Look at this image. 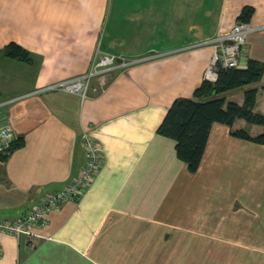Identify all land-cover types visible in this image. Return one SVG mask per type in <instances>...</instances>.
I'll use <instances>...</instances> for the list:
<instances>
[{
    "label": "crops",
    "instance_id": "crops-1",
    "mask_svg": "<svg viewBox=\"0 0 264 264\" xmlns=\"http://www.w3.org/2000/svg\"><path fill=\"white\" fill-rule=\"evenodd\" d=\"M254 12L240 67L258 81L220 96L242 104L256 88L264 114V0H0V124L14 134L0 154V218L17 219L63 188L85 162L83 133L102 163L78 199L52 209L33 236L0 233V264H264V125L213 122L196 172L157 127L172 101L192 97L212 54L197 45ZM14 43L28 59L5 53ZM101 53L145 57L94 78L86 97L34 92L86 72Z\"/></svg>",
    "mask_w": 264,
    "mask_h": 264
},
{
    "label": "built area",
    "instance_id": "built-area-1",
    "mask_svg": "<svg viewBox=\"0 0 264 264\" xmlns=\"http://www.w3.org/2000/svg\"><path fill=\"white\" fill-rule=\"evenodd\" d=\"M253 30L248 21H236L225 32L199 42L197 45H209L212 48L210 60L204 72V79L215 81L219 68L240 67V58L243 45L248 34ZM145 57L126 58L112 53H101L92 62L90 68L82 74L69 78L60 79L43 87L37 88L34 92L45 90H64L77 93L82 98L86 97L89 91L98 92L99 86L92 85V80L98 78L100 86L105 84L108 74L118 68H127ZM14 134L9 123L0 124V154L10 151ZM83 144L85 148V162L79 173L72 178L63 188L49 192L38 203L31 206L22 216L17 219L0 218V233H9L16 238L22 236H33L34 225H44L48 213L67 199H78L83 192L91 185L96 174L99 172L103 146L97 138L89 133H83ZM3 254V245L0 240V258Z\"/></svg>",
    "mask_w": 264,
    "mask_h": 264
},
{
    "label": "trees",
    "instance_id": "trees-1",
    "mask_svg": "<svg viewBox=\"0 0 264 264\" xmlns=\"http://www.w3.org/2000/svg\"><path fill=\"white\" fill-rule=\"evenodd\" d=\"M253 12V6H244L237 21H248ZM4 51L9 56L28 59L26 52L17 44H8ZM262 71L263 64L253 59L244 68H219L215 81L204 79L194 90L192 97H178L172 101L157 132L175 140L176 155L186 163L189 171L196 172L200 165L213 122L232 126L237 118H243L249 123L264 125V114L253 110L256 88L244 91L242 104L226 101L220 96L228 89L258 81ZM231 133L236 137L264 144V132L251 136L244 129H234Z\"/></svg>",
    "mask_w": 264,
    "mask_h": 264
},
{
    "label": "rangeland",
    "instance_id": "rangeland-1",
    "mask_svg": "<svg viewBox=\"0 0 264 264\" xmlns=\"http://www.w3.org/2000/svg\"><path fill=\"white\" fill-rule=\"evenodd\" d=\"M79 74H82V73H79ZM79 74H77V75H79ZM51 83V82H50ZM47 84H49V83H47Z\"/></svg>",
    "mask_w": 264,
    "mask_h": 264
}]
</instances>
